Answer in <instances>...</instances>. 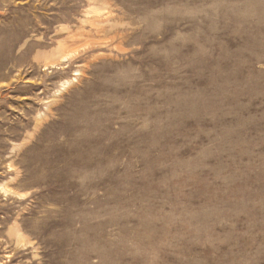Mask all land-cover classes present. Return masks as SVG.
I'll use <instances>...</instances> for the list:
<instances>
[{
  "label": "rangeland",
  "instance_id": "374dc122",
  "mask_svg": "<svg viewBox=\"0 0 264 264\" xmlns=\"http://www.w3.org/2000/svg\"><path fill=\"white\" fill-rule=\"evenodd\" d=\"M0 264H264V0H0Z\"/></svg>",
  "mask_w": 264,
  "mask_h": 264
},
{
  "label": "bare ground",
  "instance_id": "6f19581e",
  "mask_svg": "<svg viewBox=\"0 0 264 264\" xmlns=\"http://www.w3.org/2000/svg\"><path fill=\"white\" fill-rule=\"evenodd\" d=\"M62 59H63V58H62ZM64 60H65V58H64ZM64 60H63V61H64ZM66 85H67V84H66Z\"/></svg>",
  "mask_w": 264,
  "mask_h": 264
}]
</instances>
